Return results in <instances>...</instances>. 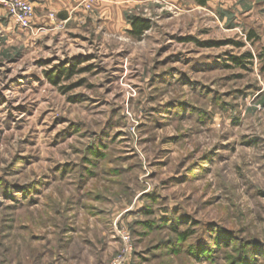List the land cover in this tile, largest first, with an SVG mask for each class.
Instances as JSON below:
<instances>
[{"label": "rangeland", "instance_id": "rangeland-1", "mask_svg": "<svg viewBox=\"0 0 264 264\" xmlns=\"http://www.w3.org/2000/svg\"><path fill=\"white\" fill-rule=\"evenodd\" d=\"M38 13L0 3V264H264V3Z\"/></svg>", "mask_w": 264, "mask_h": 264}, {"label": "built area", "instance_id": "built-area-1", "mask_svg": "<svg viewBox=\"0 0 264 264\" xmlns=\"http://www.w3.org/2000/svg\"><path fill=\"white\" fill-rule=\"evenodd\" d=\"M120 0H85L82 7L90 10L93 3H115ZM1 4L6 8L8 15L13 22L21 27L28 28L34 14V9L27 0H0Z\"/></svg>", "mask_w": 264, "mask_h": 264}, {"label": "crops", "instance_id": "crops-1", "mask_svg": "<svg viewBox=\"0 0 264 264\" xmlns=\"http://www.w3.org/2000/svg\"><path fill=\"white\" fill-rule=\"evenodd\" d=\"M85 0H35L34 2H30L32 4V7L34 9V14L31 19V24L41 18L42 13H38L40 11H43L44 9L48 10L49 12L56 13L58 16V19L60 22L68 20L70 11L76 7V5H82ZM125 2H131L134 0H124ZM135 1H142V0H135ZM256 1V0H255ZM260 2L264 3V0H259ZM193 2V1H191ZM208 2V0H207ZM206 2V3H207ZM1 3V2H0ZM102 3H93L90 10H93L97 4ZM194 3V2H193ZM196 4V3H195ZM199 7H205L200 6L196 4Z\"/></svg>", "mask_w": 264, "mask_h": 264}, {"label": "trees", "instance_id": "trees-1", "mask_svg": "<svg viewBox=\"0 0 264 264\" xmlns=\"http://www.w3.org/2000/svg\"><path fill=\"white\" fill-rule=\"evenodd\" d=\"M187 1H193L194 3H196L200 6L206 5V2H207V0H187ZM130 26H131V30L129 33L135 39H140L141 36L144 34V32L149 29V26L146 24V22L144 20L139 19V18H131ZM247 57L251 59V55H247ZM258 58L261 61L262 69L264 70V48L260 51ZM234 61L236 64H240V63L244 62L240 58L234 59ZM66 74L70 75L68 73H66Z\"/></svg>", "mask_w": 264, "mask_h": 264}]
</instances>
